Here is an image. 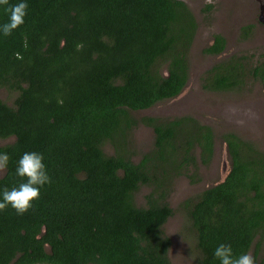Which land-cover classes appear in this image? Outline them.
<instances>
[{"label": "trees", "instance_id": "obj_1", "mask_svg": "<svg viewBox=\"0 0 264 264\" xmlns=\"http://www.w3.org/2000/svg\"><path fill=\"white\" fill-rule=\"evenodd\" d=\"M26 2L24 25L0 33V90L12 96L0 99V141L12 139L0 144L10 157L0 193L20 182L25 152L43 154L52 183L25 214L0 212V264H170L164 226L175 214L173 181L199 180L215 134L192 116L136 113L187 85L191 10L183 0ZM224 44L213 35L202 54L218 55ZM245 65L219 62L204 73L202 90L240 91L248 75L264 82V60L247 72ZM140 125L153 133L142 152L133 142ZM220 139L230 162L224 180L180 204L196 264H219L213 251L221 243L264 264V151L232 132ZM141 188L149 190L143 206L135 202Z\"/></svg>", "mask_w": 264, "mask_h": 264}, {"label": "rangeland", "instance_id": "obj_2", "mask_svg": "<svg viewBox=\"0 0 264 264\" xmlns=\"http://www.w3.org/2000/svg\"><path fill=\"white\" fill-rule=\"evenodd\" d=\"M191 10L197 30L187 52L189 77L184 91L174 99L157 103L148 110L136 113V116L174 118L192 116L213 130L214 154L210 163L199 166V180L191 183L185 176L173 181L169 204L175 214L164 226L166 235L171 240L169 249L170 264H196L197 252L193 236L186 228L185 217L180 204L193 198L203 190L219 183L230 168L225 146L220 135L232 132L240 138L255 144L264 151V82L246 77L245 85L240 91L207 92L201 88V79L205 71L221 61L234 55H245L246 72L258 62L264 60V24L258 19V5L264 0H184ZM207 4L213 9L210 14H203ZM255 13V14H254ZM245 17H249L245 20ZM243 24L251 25L254 33L251 38H242L238 30ZM213 34H220L226 40V50L220 57L206 56L202 50L211 42ZM160 72H165L161 66ZM0 99L10 103L12 96L0 90ZM12 139L0 141L10 143ZM153 141L150 128L140 125L133 132V142L137 151L148 150ZM104 152L112 154L110 146L105 145ZM135 161L137 158H135ZM4 172L0 173V177ZM149 192L141 188L135 202L143 206L144 196Z\"/></svg>", "mask_w": 264, "mask_h": 264}, {"label": "clouds", "instance_id": "obj_3", "mask_svg": "<svg viewBox=\"0 0 264 264\" xmlns=\"http://www.w3.org/2000/svg\"><path fill=\"white\" fill-rule=\"evenodd\" d=\"M0 5L6 6L4 13L8 17L7 21L0 23V33L8 37L24 25L29 5L26 0H19L15 4H10L9 0H0ZM9 160L7 153H0V173L7 169ZM15 175L20 178V182L11 188L5 187L0 193V212L10 206L18 215H23L40 198L41 189L51 185L52 179L43 154L35 151L22 154L17 161ZM213 256L219 264H256V258L251 252L237 255L232 246L226 243L219 244Z\"/></svg>", "mask_w": 264, "mask_h": 264}, {"label": "flooded vegetation", "instance_id": "obj_4", "mask_svg": "<svg viewBox=\"0 0 264 264\" xmlns=\"http://www.w3.org/2000/svg\"><path fill=\"white\" fill-rule=\"evenodd\" d=\"M184 1V0H183ZM207 5H209V4H207ZM210 6V5H209ZM212 7L210 6V8H209V10H207V9H205V10H201V12L203 13V14H205V13H207V14H210V12L212 11ZM255 10V13L256 12H258V19L264 24V2L262 3V2H260V4L258 5V10L257 9H254ZM254 13V14H255ZM194 17V16H193ZM247 18H249V17H245V20L247 19ZM194 20H195V18H194ZM195 23L197 24V22H196V20H195ZM252 26L251 25H248V24H243V26H241V27H239L238 28V30H239V32H240V36L244 39V38H251V37H253V35H254V33H253V31H252ZM196 30H197V27H196ZM196 30H195V33H196ZM213 35H219V36H221L220 34H213ZM213 35L211 36V42L208 44V46H211L212 45V43H213ZM194 36H195V34H194ZM223 39H224V41H225V44H224V49H223V51L220 53V54H218V55H215L216 57H220L223 53H224V51L226 50V47H227V44H226V40H225V38L223 37V36H221ZM194 39V38H193ZM230 58H236L237 60H238V62H244L245 64H246V57H245V55H234V56H231V57H229L228 59H230ZM227 59V60H228ZM213 67V66H212ZM212 67H210L209 69H211ZM208 69V70H209ZM206 72V71H205ZM187 86V85H186ZM186 86H185V88H186ZM184 88V89H185ZM184 91V90H183ZM182 91V92H183Z\"/></svg>", "mask_w": 264, "mask_h": 264}, {"label": "water", "instance_id": "obj_5", "mask_svg": "<svg viewBox=\"0 0 264 264\" xmlns=\"http://www.w3.org/2000/svg\"><path fill=\"white\" fill-rule=\"evenodd\" d=\"M227 173H228V172H227ZM227 173H226V174H227ZM226 174H224V176L222 177V179H221V181H220V182H222V181L224 180V178H225Z\"/></svg>", "mask_w": 264, "mask_h": 264}]
</instances>
